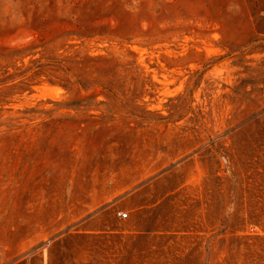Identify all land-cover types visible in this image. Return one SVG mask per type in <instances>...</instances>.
<instances>
[{"label":"rangeland","instance_id":"374dc122","mask_svg":"<svg viewBox=\"0 0 264 264\" xmlns=\"http://www.w3.org/2000/svg\"><path fill=\"white\" fill-rule=\"evenodd\" d=\"M0 264H264V0H0Z\"/></svg>","mask_w":264,"mask_h":264},{"label":"built area","instance_id":"2783aa9c","mask_svg":"<svg viewBox=\"0 0 264 264\" xmlns=\"http://www.w3.org/2000/svg\"><path fill=\"white\" fill-rule=\"evenodd\" d=\"M120 218L125 219L126 217H128V213L124 212V211H119L118 212Z\"/></svg>","mask_w":264,"mask_h":264},{"label":"crops","instance_id":"0c3cea01","mask_svg":"<svg viewBox=\"0 0 264 264\" xmlns=\"http://www.w3.org/2000/svg\"><path fill=\"white\" fill-rule=\"evenodd\" d=\"M114 190H110L108 193V199H110V198H112V197H114Z\"/></svg>","mask_w":264,"mask_h":264},{"label":"bare ground","instance_id":"6f19581e","mask_svg":"<svg viewBox=\"0 0 264 264\" xmlns=\"http://www.w3.org/2000/svg\"><path fill=\"white\" fill-rule=\"evenodd\" d=\"M50 94V93H49Z\"/></svg>","mask_w":264,"mask_h":264}]
</instances>
